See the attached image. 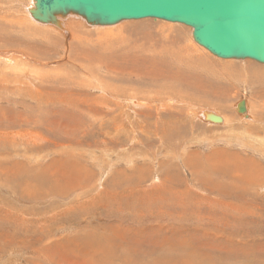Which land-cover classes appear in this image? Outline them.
<instances>
[{
	"label": "rangeland",
	"instance_id": "obj_1",
	"mask_svg": "<svg viewBox=\"0 0 264 264\" xmlns=\"http://www.w3.org/2000/svg\"><path fill=\"white\" fill-rule=\"evenodd\" d=\"M31 3L0 0V264H264V64L161 19L39 27ZM167 48L195 66L173 92Z\"/></svg>",
	"mask_w": 264,
	"mask_h": 264
},
{
	"label": "water",
	"instance_id": "obj_2",
	"mask_svg": "<svg viewBox=\"0 0 264 264\" xmlns=\"http://www.w3.org/2000/svg\"><path fill=\"white\" fill-rule=\"evenodd\" d=\"M31 17L60 26L58 15L75 14L90 25L161 19L189 26L193 40L219 58L264 63V0H33ZM240 100L237 110L245 112ZM206 121L220 122L208 114Z\"/></svg>",
	"mask_w": 264,
	"mask_h": 264
},
{
	"label": "bare ground",
	"instance_id": "obj_3",
	"mask_svg": "<svg viewBox=\"0 0 264 264\" xmlns=\"http://www.w3.org/2000/svg\"><path fill=\"white\" fill-rule=\"evenodd\" d=\"M31 1V0H30ZM32 4V6L31 7H33V3H31ZM31 7H29V9L31 8ZM26 8V7H25ZM27 9H28V7L25 9L26 10V16L23 18V20H27L30 24H35V25H38L39 27L41 26V27H50V23H48V24H46V23H40L39 24V22H37L36 20H34L32 17H31V15H30V13H29V11H27ZM65 16H71V14H67V15H65ZM59 16H57V18H58ZM151 19H154V18H151ZM154 20H158V19H154ZM36 21V22H35ZM170 23V22H169ZM171 28H172V26H170ZM191 31H192V29H191ZM175 33V32H174ZM173 34V33H172ZM177 36V35H176ZM171 40V39H170ZM172 42H175V39H173V41ZM165 52L168 54V57L166 58V59H168V61L167 60H165L167 63H164L163 64V66H165V69H164V71L163 72H160L161 73V75L162 74H164V77L163 76H159L157 79H161L162 77H163V85L161 86V87H170L171 89H172V92H173V89L174 88H177V86H180V84H182L181 82H183L184 80H183V78H187V76H180L179 75V73L180 74H182L183 72H182V69L181 68H179L178 66H176L175 68H174V64L176 63H178V64H181V63H183V61H182V59L181 60H175V59H170L169 58V56L171 55V54H174V53H172L170 50H168V48L167 49H165ZM86 55V54H85ZM89 56V55H88ZM92 56V55H91ZM3 57V56H2ZM90 57V56H89ZM197 57V56H196ZM90 58H92V57H90ZM197 58H200V57H197ZM86 59H87V56H86ZM92 59H94V58H92ZM163 59V58H162ZM228 59H231V58H228ZM72 60V59H71ZM88 60V59H87ZM91 60V59H90ZM100 60V59H99ZM108 60V59H107ZM145 60V59H144ZM252 60V59H251ZM93 60H91V62H92ZM95 61V60H94ZM178 61V62H177ZM86 62V61H85ZM96 62V61H95ZM100 62H101V60H100ZM172 62L174 63V64H172ZM247 62V61H246ZM80 63V62H79ZM105 63V62H104ZM109 63V62H108ZM115 64H117L116 62H114ZM259 63V62H258ZM98 64V63H97ZM186 64V65H185ZM260 64H264V63H260ZM81 65H83V62H81ZM87 66H85V69L87 70V71H89L88 72V74L90 75V74H92L90 71H92L93 69H92V67L91 66H93V67H96V66H94V65H91L90 63H88V64H86ZM193 65V66H192ZM180 66V65H179ZM186 66V67H185ZM191 66L192 67H195L194 66V64H193V60L191 59V58H188V59H186V61L183 63V67H185L184 69L186 70V73L189 71V72H192V70H191ZM82 68V67H81ZM158 68H160V67H158ZM157 68V69H158ZM247 68H252V66H248ZM95 69V68H94ZM107 69H109V65H108V67H107ZM144 69V68H143ZM161 70H162V68H160ZM159 69V70H160ZM175 71H174V70ZM206 69V68H205ZM204 69V70H205ZM98 70V69H97ZM96 71V70H95ZM95 71H93V72H95ZM108 71V70H107ZM158 71V70H157ZM177 71V72H176ZM245 71H246V68H245ZM250 71H252V70H250ZM110 72V71H109ZM195 72V71H194ZM209 72V71H208ZM202 73V72H201ZM94 74H96V72L94 73ZM188 74V73H187ZM93 75V74H92ZM203 75H204V73H203ZM91 76V75H90ZM94 76V75H93ZM95 77V76H94ZM100 77V76H99ZM114 78H117V76L116 75H114L113 76ZM96 78V77H95ZM205 78V77H204ZM66 79V78H65ZM100 79V78H99ZM181 79V82L179 81ZM98 80V79H97ZM230 80V79H229ZM150 81H152V79L150 80ZM153 81H155V78H153ZM231 81V80H230ZM98 82V81H97ZM178 83V84H174V83ZM101 83V82H100ZM105 83V82H104ZM104 83H102V84H104ZM102 84H101V86H102ZM106 84H107V82H106ZM114 84V83H113ZM120 85H118V87H119ZM233 86V85H232ZM253 86V85H252ZM122 87V86H121ZM224 87V86H223ZM239 87V86H238ZM250 87V86H249ZM103 88V87H102ZM120 88V87H119ZM123 88V87H122ZM126 89V88H125ZM124 89V90H125ZM115 90V89H114ZM116 91V90H115ZM123 91V90H122ZM122 91H121V93H122ZM117 92V91H116ZM127 92V91H126ZM107 93V92H106ZM124 94H126V93H124ZM107 95H108V93H107ZM127 96V95H126ZM129 96V95H128ZM204 96V95H203ZM219 96V95H218ZM88 98V97H87ZM121 98V97H120ZM123 98H126V97H123ZM129 98H131V97H129ZM131 100V99H130ZM212 100V99H211ZM133 103H135L133 100H131ZM139 101V100H138ZM244 101V103H245V112H244V114L243 113H240L238 110H237V103L235 104V108H236V110L238 111L237 113H239V114H242V116L244 117V116H246L247 114H248V112H249V103H248V101L247 100H243ZM143 102V101H142ZM125 104H129L128 102H125ZM124 104V105H125ZM142 104V103H141ZM140 103H139V105L138 106H140L141 105ZM194 107V106H193ZM260 107V106H259ZM257 108V107H256ZM205 112H207L208 114H214V115H217V116H219L221 119H220V122H212V123H214V124H222L224 121H227V119L225 118V117H223L222 115H220V114H217V113H213V112H209L208 110H203L202 111V116H204L205 117V115H206V113ZM191 115V114H190ZM197 116V115H196ZM195 116V117H196ZM184 118V117H183ZM194 119V118H193ZM197 119V118H196ZM204 119V118H203ZM247 119V118H246ZM263 119V118H262ZM231 121H233V120H231ZM230 121V122H231ZM237 121V120H236ZM211 122V121H210ZM251 122V121H250ZM264 122V121H263ZM118 125H119V123H117ZM163 126H165V125H163ZM246 126V125H245ZM120 127V126H119ZM61 128V127H60ZM63 128V127H62ZM62 128H61V130H62ZM65 128V127H64ZM164 128H166V127H164ZM240 129V128H239ZM54 130V129H53ZM70 130V129H69ZM62 131H64V130H62ZM91 132V131H90ZM111 134V133H110ZM245 134H246V132H245ZM15 135V134H14ZM64 135V134H63ZM25 136V135H24ZM245 136V135H244ZM251 136V135H250ZM208 138V137H207ZM71 139V138H70ZM161 140V139H160ZM60 141V140H59ZM205 142V141H204ZM125 150V149H124ZM102 152V151H101ZM125 152V151H124ZM101 154V153H100ZM126 158V157H125ZM122 160V159H121ZM114 161V160H113ZM114 163V162H113ZM157 176V175H156ZM156 179V182L159 180L158 178H155ZM154 179V180H155ZM109 189H111V190H113L112 188H109ZM154 230V229H153ZM165 259V258H164Z\"/></svg>",
	"mask_w": 264,
	"mask_h": 264
},
{
	"label": "crops",
	"instance_id": "obj_4",
	"mask_svg": "<svg viewBox=\"0 0 264 264\" xmlns=\"http://www.w3.org/2000/svg\"><path fill=\"white\" fill-rule=\"evenodd\" d=\"M211 124V123H210ZM203 184H204V181H202V180H200ZM162 181L159 179L157 182H155V183H161ZM200 182V183H201ZM260 185H261V182H258V181H254L253 183H250V186H253L254 187V190H256V189H258L259 187H260ZM209 187H212V189L214 188V186L212 185V183L210 184V186ZM109 188H111V187H109ZM254 194H255V192H254ZM261 195V194H260ZM258 197H260L261 198V196H258ZM250 205H253L252 203H248V205L247 206H245L244 208H245V210H246V212H248L250 215H251V211H252V208L250 207ZM255 207H256V205H255ZM244 208H242V209H244ZM240 209V208H239ZM253 209H256V208H253ZM183 213V212H182ZM182 213H180V214H182ZM253 215V214H252ZM210 228H212V227H210ZM215 229V228H214ZM214 229H209V230H207V231H205L206 229H202L201 230V232H202V234H204V233H209V232H213V230ZM181 233H183V232H181ZM186 233H189V234H192L194 237H196V238H191V240H193V239H198L197 238V233H194V232H191V231H189V232H186ZM213 233H216V232H213ZM211 234V235H214V234ZM222 233L224 234V233H226L225 231H222ZM215 235H217V233L215 234ZM163 243H160V245H162ZM171 246V245H170ZM172 246H174V245H172ZM180 246H185V244H181Z\"/></svg>",
	"mask_w": 264,
	"mask_h": 264
}]
</instances>
